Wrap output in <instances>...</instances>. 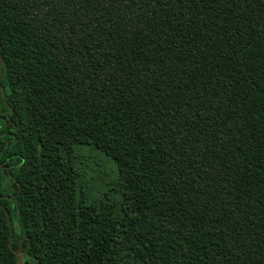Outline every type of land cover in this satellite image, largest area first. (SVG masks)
Returning a JSON list of instances; mask_svg holds the SVG:
<instances>
[{"label": "trees", "instance_id": "16d2710c", "mask_svg": "<svg viewBox=\"0 0 264 264\" xmlns=\"http://www.w3.org/2000/svg\"><path fill=\"white\" fill-rule=\"evenodd\" d=\"M0 60V264H264V0H0Z\"/></svg>", "mask_w": 264, "mask_h": 264}, {"label": "water", "instance_id": "95a60500", "mask_svg": "<svg viewBox=\"0 0 264 264\" xmlns=\"http://www.w3.org/2000/svg\"><path fill=\"white\" fill-rule=\"evenodd\" d=\"M2 61L0 60V65L2 66ZM1 168H3V166H0ZM17 197V195L16 196H14L13 198H12V201L15 199ZM7 216H8V220H9V224H10V229H11V231H13V223H12V219H11V217H10V214L9 213H7ZM12 239H13V237H11V241H12ZM10 245L12 246V242L10 243ZM14 250V252H15V254L17 255V256H23V253H22V246L20 245L19 246V248L17 249V250H15V249H13ZM24 264H30L28 261H25L24 262Z\"/></svg>", "mask_w": 264, "mask_h": 264}]
</instances>
